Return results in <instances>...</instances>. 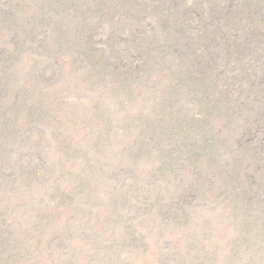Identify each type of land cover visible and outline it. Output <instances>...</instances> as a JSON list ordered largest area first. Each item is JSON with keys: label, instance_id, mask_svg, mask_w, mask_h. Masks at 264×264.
<instances>
[{"label": "rangeland", "instance_id": "rangeland-1", "mask_svg": "<svg viewBox=\"0 0 264 264\" xmlns=\"http://www.w3.org/2000/svg\"><path fill=\"white\" fill-rule=\"evenodd\" d=\"M0 264H264V0H0Z\"/></svg>", "mask_w": 264, "mask_h": 264}, {"label": "bare ground", "instance_id": "bare-ground-1", "mask_svg": "<svg viewBox=\"0 0 264 264\" xmlns=\"http://www.w3.org/2000/svg\"><path fill=\"white\" fill-rule=\"evenodd\" d=\"M152 1V0H151ZM126 4V3H125ZM203 55V54H202ZM205 59V58H204ZM207 62V61H206ZM211 62V61H210Z\"/></svg>", "mask_w": 264, "mask_h": 264}]
</instances>
